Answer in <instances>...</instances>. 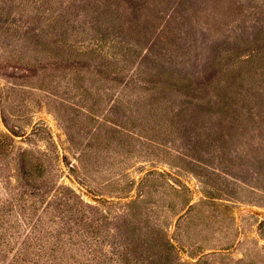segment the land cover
Here are the masks:
<instances>
[{"label": "rangeland", "instance_id": "obj_1", "mask_svg": "<svg viewBox=\"0 0 264 264\" xmlns=\"http://www.w3.org/2000/svg\"><path fill=\"white\" fill-rule=\"evenodd\" d=\"M63 200L92 264H264V0H0V264Z\"/></svg>", "mask_w": 264, "mask_h": 264}, {"label": "trees", "instance_id": "obj_2", "mask_svg": "<svg viewBox=\"0 0 264 264\" xmlns=\"http://www.w3.org/2000/svg\"><path fill=\"white\" fill-rule=\"evenodd\" d=\"M243 55L246 56L247 54L245 53ZM245 56H242L240 58H244ZM227 66V68L230 69L235 65L228 62ZM162 117L163 116L161 115L160 124L169 129L166 120ZM56 205H59L61 208H65L68 211V213L71 215L70 218L74 220V229H66V226L62 225L63 222L66 221L64 216H62L59 221L60 225L50 223L44 218L33 223L31 218L28 222V226L32 235L29 236V234L28 237L23 240L20 249L25 251L26 248H37V246L32 247L31 243L34 241H38L39 247L37 249L48 250L47 255L45 256L47 261H49L48 264H74L78 263L79 261H88V259L90 258H82L79 251L88 244L93 245L95 243L94 240H96L99 236V229L97 225L92 224L91 221L88 220V213L87 211H85L91 209V206L83 200H63ZM131 206L134 205L132 204ZM137 220L139 222L136 223L134 227L135 229H137V231L140 230V232L136 233L133 236V252L142 253V248H146L148 250V246H150L148 245L150 242V235L142 231V229L146 226V222H142L141 217ZM92 233H95V236H97V238L94 239ZM88 239L91 240V242H89ZM173 248V245L169 246V250H171V253H173ZM55 251L58 252V254ZM55 254H57V256H54ZM53 257H55L54 260H52ZM120 257L122 264H141V261L137 259L136 260L138 261V263H135L134 258H132L129 253H123ZM91 262L92 261L89 260L84 264H92ZM178 264H202V261H196L192 263L178 262Z\"/></svg>", "mask_w": 264, "mask_h": 264}]
</instances>
